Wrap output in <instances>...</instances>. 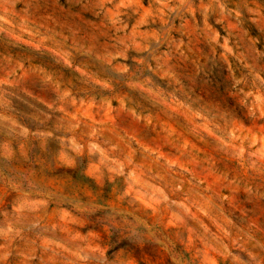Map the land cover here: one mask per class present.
<instances>
[{
  "label": "rangeland",
  "instance_id": "374dc122",
  "mask_svg": "<svg viewBox=\"0 0 264 264\" xmlns=\"http://www.w3.org/2000/svg\"><path fill=\"white\" fill-rule=\"evenodd\" d=\"M0 264H264V0H0Z\"/></svg>",
  "mask_w": 264,
  "mask_h": 264
}]
</instances>
